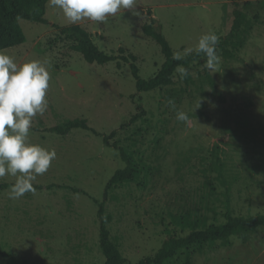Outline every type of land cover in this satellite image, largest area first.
I'll return each mask as SVG.
<instances>
[{"label":"rangeland","instance_id":"374dc122","mask_svg":"<svg viewBox=\"0 0 264 264\" xmlns=\"http://www.w3.org/2000/svg\"><path fill=\"white\" fill-rule=\"evenodd\" d=\"M247 2L252 5L242 48L227 46L215 72L202 67L205 61L193 64L188 70L193 83L175 73L170 86L151 92H138L130 64H90L61 31L81 25L102 51L121 55L123 48L134 55L141 77L150 79L166 58L143 31L151 21L148 9L174 53L184 57L210 30L226 37L234 10ZM46 19V24L21 20L26 42L4 49L18 64L46 63L48 107L33 118L29 142L55 150L56 159L37 177L33 185L44 189L35 194L13 200L9 188L0 190V264H105L102 202L110 245L128 264L154 256L170 237L225 224L228 212L264 215V0H136L134 9L104 22L74 24L47 4ZM207 73L216 89L205 82ZM177 111L188 120L178 121ZM75 119L87 120L101 134L118 131L110 143L132 154L138 179L114 185L105 198L108 182L125 163L90 131L63 136L48 131ZM165 264H264V227L192 245Z\"/></svg>","mask_w":264,"mask_h":264},{"label":"trees","instance_id":"16d2710c","mask_svg":"<svg viewBox=\"0 0 264 264\" xmlns=\"http://www.w3.org/2000/svg\"><path fill=\"white\" fill-rule=\"evenodd\" d=\"M47 4L48 0H0V50L14 48L26 42V35L20 24L21 20L46 24ZM251 5V2H247L244 5L245 9L236 8L234 10V22L231 32L226 37L219 38L217 45L218 55L229 45H232L233 48H242L244 46L245 37L247 36L245 34V26L249 21L248 10ZM152 13V10L148 9V15L151 17V21L144 25L143 31L145 35L158 43L166 60L157 74L150 79L141 77L140 68L136 63L137 58L134 55L126 54L123 48L120 49L121 55L109 54L102 51L95 43L93 35L81 25L65 27L61 31L75 41L72 47L73 50L80 53L90 64L97 63L105 65L118 60H123L125 63L130 64L138 92H151L168 87L173 83V77L175 75L174 69L178 64L183 65L189 70L193 64L205 61L203 54L197 56L196 51L182 57L180 60L173 59V48ZM185 80L187 84L193 83L192 75L189 73ZM205 82L209 83L213 89H216V82L209 73L206 74ZM138 118V115L134 116L132 122ZM75 129L90 131L97 136H102L107 146L113 147L120 152V156L125 163V167L117 170L108 182L105 190V198H107L109 189L114 185L138 179L140 174L139 168L132 154L126 148L118 144L111 145L110 143V139L115 137L118 131H113L110 135L101 134L92 128L85 119L67 120L58 126L48 129V131L63 136ZM12 184L0 183V190L10 188ZM33 186L36 191L44 189L43 185ZM73 190L83 192L79 189ZM98 217L101 223V247L106 257L105 264H128V259L121 257L118 250L110 245V231L107 226L104 202L99 206ZM257 227H264V215L245 218L233 217L228 212L227 222L225 224H214L206 229H195L183 237H170L163 242L161 248L154 256L143 259L138 264H165L178 251L188 249L192 245L227 240L239 229H255Z\"/></svg>","mask_w":264,"mask_h":264},{"label":"clouds","instance_id":"9594fccd","mask_svg":"<svg viewBox=\"0 0 264 264\" xmlns=\"http://www.w3.org/2000/svg\"><path fill=\"white\" fill-rule=\"evenodd\" d=\"M48 5L61 10L65 19L74 24L84 19L104 22L109 16L134 9L136 0H48ZM135 14L139 15L138 12ZM218 43V35L210 30L199 37L195 49L197 56L203 54L205 57L202 67L211 72H215L220 63ZM181 58L179 52L173 54V59ZM174 71L181 81L189 75L183 65L178 64ZM50 79L45 62L31 60L18 64L6 50H0V179L14 178L8 189L9 199H20L26 193L35 194L34 182L56 159L55 150L29 142L33 118L43 115L48 107L46 95ZM168 103L175 107L172 100ZM176 119L184 122L188 116L177 111Z\"/></svg>","mask_w":264,"mask_h":264}]
</instances>
